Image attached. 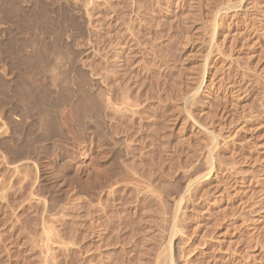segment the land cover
Listing matches in <instances>:
<instances>
[{
	"label": "rangeland",
	"instance_id": "obj_1",
	"mask_svg": "<svg viewBox=\"0 0 264 264\" xmlns=\"http://www.w3.org/2000/svg\"><path fill=\"white\" fill-rule=\"evenodd\" d=\"M7 1L10 0H0V6L2 7H0V19L2 18L0 20V92L2 91V93H0V264H101L99 263L100 260L98 258L101 257L99 253L104 246V248L112 246L116 249L120 248L122 251H124L122 252L120 249L117 250L118 252L121 251L123 254H125V250H132L136 247L141 248L142 246H144V248L151 247L150 249L153 248V250L155 249L154 252H157V250H159L158 248H160L159 246L162 247L164 242V245H170V242L168 241V233H170L169 231L171 230L172 233L177 236L176 238L180 244L178 245V248L180 247L179 251L181 252L185 250V255L183 252H181L179 256L183 258L186 257V259L189 258L188 261L192 260L190 264H209L212 262V260L207 262L205 260H208V257L212 254L215 255L218 260L214 259L216 261L213 260L214 262L211 264H264V254H262L260 257L261 261L257 260L260 258H253V260L250 256V258H248L247 255H251V253L254 252V249L250 247L251 250H253L251 251L249 250L250 248L248 244L247 246L245 245L247 242V236H240V234H228V237L223 238L224 241L222 237H219V233H221L220 231L224 232L223 230L225 228V224H223V226L218 225V223H223L221 217H224L228 211L231 212L232 209L234 211L237 208V205L234 204V206L230 204L231 207L226 206V204H228V201L227 203L225 202L227 195L226 192H223L224 195L221 202L222 205H220L219 208V204H217L218 206L216 205V202L218 203V201H215L216 198L214 197L216 194L212 193L213 191H210L212 194L208 192L209 194L206 195L207 198H205L206 196H202V194H205L204 191H201L204 189L202 183H197V181H194L200 176H203L202 174H205V165L206 161H208L206 160L207 157L208 159L214 157L213 155L211 156L206 153L209 152L211 154V151H209L211 149H209V147L214 149V154L216 152L218 153L219 148H221L219 147L217 149L215 147L216 145L214 141L209 139L210 137H207L208 134L204 132L205 130L209 131L211 128V131L209 132L216 133V123L218 121L221 124L224 123L225 127L226 124H229L230 122L232 123L230 119H234L233 122L235 123V119L239 118V114L242 115L243 113H249L251 116H253L255 120L253 118L252 119L255 121L254 124H256L259 134H261L264 130V0H258L261 5H259V11H256L254 14L252 13L253 16L251 15V12H247L249 16L246 13V15H241L242 17H237L233 10L227 11L225 9L229 7L230 4L232 5L236 0H106V4H104V0H101L102 5H100L99 9L97 8L98 11L96 12H98L101 16L99 20L102 18L101 21L103 22H100L99 20L94 21V31L91 30L90 33H87L88 35L84 33L86 32L85 29H83L85 24L82 22L83 19L79 18L78 15H74L73 17L72 14H70L71 12L69 9L68 12L65 8V10L62 8L63 12H59L57 8L58 4L64 7V0H61L62 2L55 0L57 3L54 0ZM73 1H75L77 4H83L81 0ZM107 1L110 2V5L112 6L111 8L108 6L109 2L107 3ZM112 1H115L113 2V5L111 3ZM93 7L94 6L91 5L89 10H91ZM115 7L116 9L118 7V11L115 9L117 13L115 11L111 12L112 8L114 10ZM106 8L108 11L111 9V11L108 12ZM223 8L225 10H223ZM93 9L92 11H94ZM97 9L95 8V10ZM41 11L44 13H41ZM92 11L89 12L91 13ZM8 12L11 15H8ZM102 12H104L103 15H101ZM109 13H114V16L116 14L115 19L118 21L116 22L118 25L110 21L108 18ZM43 14H45L47 17H45ZM69 14L70 16H68ZM106 14L108 17L105 16ZM39 15L41 19L38 18ZM4 17L5 21H3ZM117 18H119V20ZM56 19L58 21H56ZM61 19L65 22H62ZM69 19L71 22L67 21ZM103 19L107 20L104 22ZM237 20L239 22H237ZM95 22H97V24ZM110 23L111 25H109ZM232 23H234V27ZM125 24L129 26H126ZM213 24L214 26H212ZM103 25L107 26L108 32L104 30L106 29V26ZM108 26L110 27L108 28ZM79 27H81L82 30ZM95 27L97 28L95 29ZM102 27L105 28L102 30ZM212 27H214V29ZM227 27L230 28L232 32H238L237 34H239V38L235 33L237 36H235L237 44H235L232 49L226 44H224L223 47L221 46V48L218 47L220 49H217L216 44L221 39L220 33L228 30ZM231 27L235 29L232 30ZM110 28L112 29L109 31ZM211 28L213 30H211ZM113 29H118V31L115 32H119L120 30L121 35L118 34L120 40L116 35L117 33H115ZM110 32L115 33V35ZM121 32H123V35ZM73 33L74 35H72ZM56 34H58V36ZM107 34L112 37H107ZM130 35H133L134 37ZM125 36H128V38H125ZM57 38H59V40ZM115 39L119 40L120 42L115 41ZM39 42L41 45L38 44ZM117 42L120 44L122 43V46L124 45L123 51H121V54L119 53L122 57V60H120L121 58L118 57L119 54L114 53V49L117 51L116 45H119ZM133 42H137L135 43L136 45ZM142 42L144 44H142ZM53 43H55V48H52L54 45ZM56 43L57 46H60V49L62 48L61 51L65 50L63 51L64 54L65 52H70L68 55L64 56L71 57H69L70 59L68 58L71 64L68 62L67 57H61L60 59H63V61H60L59 57L55 55L56 53L54 52H56ZM125 43L128 44V46L131 44L130 46L132 48H130L132 50H128V46L126 45L127 47H125ZM88 44H90L91 46H89L94 50L89 54V56L85 52L87 51V47H89L87 46ZM112 44L115 45V48ZM84 46L85 48H83ZM110 46L113 49H111ZM135 46H138L139 48ZM95 48L100 50L97 51ZM42 49H45V52ZM52 49H54V52ZM126 50H128V52ZM149 50L151 52H149ZM141 51L146 55H144ZM122 52L125 53L123 54ZM39 53L43 55H40ZM96 53L98 54L96 55ZM105 53L107 56H104ZM129 53H134L135 55L137 54L138 58H136L134 54H132V56ZM115 56L119 58L116 59L119 65L116 63V61H114L116 58ZM106 57H108L109 60H107L108 58ZM54 60H56V62L58 60L61 63L63 62L62 64L58 62V64L61 65L60 69H62V66L65 68L62 69L63 71H60V69L57 71L61 74L55 72V67L59 68V66L55 65L54 67ZM139 60L140 62L142 60L143 61L140 63ZM51 61L53 62L50 63ZM85 62H89L88 65L87 63L85 64ZM105 62L108 63L105 64ZM122 64L124 66H122ZM85 65H87V67ZM102 67L104 69H102ZM74 69H76V71ZM71 70H73V72H71ZM128 70H130V73ZM51 71L56 73L55 76L57 74L60 76V79L57 77L60 80V85L58 80H56L58 84L57 82L52 83V80H49V76H52L51 73H53ZM87 73L88 76L86 75ZM102 74L103 76H101ZM74 75L76 77L73 78ZM94 76L96 80H93L92 77ZM62 77L66 80H63ZM88 77L92 79L91 82H89L91 79ZM108 77L112 78L109 79ZM99 78L102 80L100 81ZM61 79L63 80L62 83H66L62 84ZM83 81H86V84ZM107 82H110L111 84H108ZM52 84L56 87L59 86L60 89L57 87L59 91H61L59 95H57V88L52 86ZM51 86L55 88H51ZM61 87H63V91ZM83 87L87 88L84 89ZM76 88L79 89V93L78 89L76 90ZM82 90H85V93L87 94L85 95L84 92H81ZM93 94L96 96V98L101 94L99 96L100 98L98 97L97 100L101 99L100 101H104L102 103L106 106L111 104L112 108L108 105L109 108L105 110L104 114L102 115L103 118H98L96 116V120L94 118L93 120V115H91V118L88 116L86 117L87 119H85V116L75 112L77 111L76 104H79L80 102L78 99L81 100V104L84 103L83 97H88L89 95L93 97ZM55 95H57L58 98H56L57 96ZM86 97L84 98L85 102H88L86 101L88 99ZM56 99L60 102L58 105L56 104L57 101L55 102ZM37 102L39 104H37ZM233 103H237L239 106L241 105L242 109L240 108V110L244 111L242 112L237 110L240 112L238 114L236 111L237 114H235V116H233V113L236 112H231V115L234 118L229 112L233 108ZM86 104L88 105L89 102L83 104L80 107L86 109ZM217 104L220 105L218 106ZM223 105L225 106L224 108ZM22 106H25L26 109ZM136 106H138V108ZM34 107L38 109H35ZM32 108H34V110ZM71 108L73 109L71 110ZM41 109L47 112V114ZM221 110L222 113H220ZM233 110L235 109H232V111ZM19 112L22 114H19ZM40 112L45 114L43 115ZM17 114L20 116L22 115V120L19 116H17ZM23 114H25V116ZM81 115L83 119L81 118ZM216 115H220L221 117H224L225 115L224 119L226 124L223 118L221 121L220 116L219 118L217 117V120V118H215ZM236 115L238 116L236 117ZM46 116H48V118ZM257 116L261 117L260 120ZM25 117L26 119H24ZM9 118H12L15 121V123L13 122V126L15 125L14 127L11 126L10 128L9 125L7 126V120ZM47 119H52L53 121L57 119L56 122H58V127L62 128V136L61 134L59 136V133L55 134L57 132V127L53 124L55 121L53 122L52 120ZM226 119L230 121L227 122ZM97 120L100 122L102 121V123H97L102 126V129H106L102 130V138L100 139L96 138L95 134L93 135L94 132H92L95 129L93 123ZM103 121L105 122L103 123ZM258 121L263 125H260ZM41 122H43V124ZM79 123L82 125H79ZM199 123L200 129L198 128ZM257 123L259 125H257ZM52 124L56 127V129H53V131L51 129L54 128L51 127ZM193 124L194 126L192 127ZM85 126L87 129L84 128ZM204 126L206 128H204ZM47 128L50 130L47 131ZM2 129L5 134L3 133ZM82 129H84L83 133L81 132ZM76 130L77 132L79 131L80 134L77 133ZM85 130L88 132H85ZM222 132L224 133L225 130ZM259 134L257 136H260V139H264V132L263 136L262 134ZM50 136L53 137V139L50 138ZM203 139L204 141L206 140L205 142L208 145L203 141ZM257 139L258 137L254 139V141H257ZM66 143L68 145L73 144L75 148L68 146ZM212 145L214 146L211 147ZM250 148L252 152L256 153V149L255 147H253L254 149L252 148V144H249L248 150H250ZM207 149L209 150L207 151ZM221 149L220 152H222L225 156L226 154L224 153L225 151L223 150V147ZM14 157L17 159H14ZM56 157L61 159L65 169V171L61 174L56 173L53 168V161ZM81 166L94 173L96 176L94 178V183L99 186L102 185L101 187H103L98 189V194L95 198L90 199L86 198L85 196L81 197L75 192L76 185L74 183V179H76L75 177L78 173L77 171ZM124 176L127 177L125 178ZM85 180L86 179L81 181L82 186L90 183L88 180L84 182ZM191 181L194 182L191 184L189 191H186V186ZM44 182H50V184L52 183L53 185L51 190L55 187L56 189H53L52 191L57 192V194H62V198L59 196L58 198L57 196L49 193V190L46 189ZM42 187L45 190H43ZM49 194H51L50 197ZM200 194L201 197L199 199ZM154 195L157 196L155 197ZM49 198H51L50 201ZM63 198L65 199L63 200ZM59 199L65 202H61ZM52 200L56 204L59 203L61 207L59 204L57 206L54 202H52L55 204V207H57L55 208L53 204L54 211L56 212H53L52 208L50 213L52 214L53 212V214L50 215L47 213L45 206H47L46 204L48 201L51 202ZM175 203H177L176 206ZM222 207L224 210H228L223 211V209H221ZM201 208H203V211ZM174 211V221H170L171 212L174 213ZM215 216H218L219 218H216ZM181 217L183 219H180ZM168 224H171L170 226L172 228ZM199 224H202V226ZM214 226L216 227L214 228ZM42 229L44 230L43 233L49 232L51 234V242L53 241L54 244L57 242V245H52L54 247H52L47 253H44V251H46L44 250V242H42L40 238L42 236L44 237V235L41 233ZM172 233H170V235H172ZM244 237L246 239H244ZM214 238L216 241H218L216 242ZM220 238L221 241H219ZM58 243L59 245L61 244L62 247H59ZM214 246L217 249L221 248V246L222 248L225 247L223 249L225 253L223 251H216ZM245 246L248 248H245ZM227 247L231 248L232 250L228 249ZM233 247H235V249ZM99 248L101 249L99 250ZM212 248L216 252H213ZM95 249H97L99 252ZM225 249L227 250L225 251ZM236 249L237 253L235 251ZM228 250L230 251V254H228ZM205 251L209 254L211 253L208 255V257L206 256L207 258L205 257ZM245 251L246 254H249L245 255ZM238 252L242 256H240ZM122 253H117V258L115 256H110V263L107 262L105 264H113V262L114 264H128L125 261L126 255H122ZM44 254H47V256H43ZM236 254H238V256ZM45 257L48 258L45 259ZM123 257L125 259H122ZM114 258L116 259L114 260ZM234 259L236 261H234ZM255 260H257V262Z\"/></svg>",
	"mask_w": 264,
	"mask_h": 264
},
{
	"label": "bare ground",
	"instance_id": "obj_2",
	"mask_svg": "<svg viewBox=\"0 0 264 264\" xmlns=\"http://www.w3.org/2000/svg\"><path fill=\"white\" fill-rule=\"evenodd\" d=\"M10 1H12V0H10ZM10 1H7V2H10ZM15 1V0H14ZM16 1H18V0H16ZM55 1V0H54ZM59 1H61V0H59ZM65 1V6L63 7V6H61L60 4H58V10H59V12L61 13V11L65 8L66 9V11H68V9H69V11L71 12L70 14H72V16L74 17V15H78L79 16V18H81V19H83V23L85 24V27L83 28V29H85V31L86 32H84L85 34H87V33H90V31L91 30H93V26H94V24H93V22L94 21H96V20H99V18L101 17L100 15H99V13L98 12H96V11H98V9L100 8V5H102L101 4V0H81L82 2H83V4H77V3H75V1H73V0H64ZM85 1V2H84ZM106 0H104V2H105ZM111 1V0H110ZM122 1V0H121ZM127 1V0H126ZM162 1V0H161ZM5 2V1H4ZM20 2V1H19ZM46 2V1H45ZM56 2V1H55ZM62 2V1H61ZM60 2V3H61ZM109 1H107V3H108ZM113 2H115V1H112L111 3H112V5H113ZM129 2V1H128ZM132 2V1H131ZM143 2V1H142ZM1 3V2H0ZM12 3H14V2H12ZM57 3V2H56ZM55 3V4H56ZM121 3V2H120ZM119 3V4H120ZM2 4H3V2H2ZM16 4V3H15ZM21 4H22V2H21ZM20 4V5H21ZM55 4H54V6H55ZM104 4H106V2L104 3ZM123 4V3H122ZM166 4V3H165ZM263 4V3H262ZM39 5V4H38ZM57 5V4H56ZM91 5H93L94 7V9L93 8H91V10H89V7L91 6ZM131 5V4H130ZM144 5H146V4H144ZM169 5H170V3H169ZM177 5V4H176ZM259 5H261L260 4V2L258 1V0H236L232 5L230 4V6L229 7H227V8H225L227 11L228 10H233L236 14V16L238 17H240L241 15H246V13L247 12H251V15L253 16V14L256 12V11H259V9L258 8H260V6ZM12 6V5H11ZM11 6H10V8H11ZM49 6V5H48ZM52 6V5H51ZM53 6V7H54ZM89 6V7H88ZM106 6V5H105ZM108 6H110V8L112 7L111 5H110V2H109V5ZM114 6H115V4H114ZM113 6V7H114ZM158 6V5H157ZM162 6V5H161ZM1 7V6H0ZM32 7V6H31ZM44 7V6H43ZM55 7V8H56ZM104 7V6H103ZM120 7H121V5H120ZM129 7H131V6H129ZM154 7H155V5H154ZM164 7V6H163ZM2 8V7H1ZM4 8V7H3ZM17 8V7H16ZM35 8V7H34ZM39 8V7H38ZM63 8V9H62ZM95 8L97 9V10H95ZM140 8V7H139ZM190 8V7H189ZM192 8V7H191ZM12 9V8H11ZM14 9V8H13ZM64 9V10H65ZM92 9L94 10V11H92ZM102 9V8H101ZM107 9V8H106ZM108 9H109V7H108ZM108 9H107V11H108ZM115 9H116V7L114 8V10H113V8H112V11H111V9L109 10V11H111V12H113V11H115ZM117 9H118V7H117ZM116 9V10H117ZM143 9V8H142ZM165 9V8H164ZM217 9V8H216ZM216 9H215V11H216ZM224 8H223V10H225ZM22 10V9H21ZM35 10V9H34ZM52 10V9H51ZM56 10V9H55ZM146 10V9H145ZM169 10V9H168ZM14 11V10H13ZM28 11V10H27ZM68 11V12H69ZM89 11H92L91 13L89 12ZM100 11V10H99ZM108 11V12H109ZM118 11V10H117ZM163 11V10H162ZM221 11V10H220ZM232 11V12H233ZM0 12H1V10H0ZM3 12V11H2ZM12 12V11H11ZM33 12V11H32ZM43 11H41V13H42ZM63 12V11H62ZM107 12V13H108ZM116 12V11H115ZM122 12V11H121ZM150 12V11H149ZM6 13V12H5ZM44 13V12H43ZM59 13V14H60ZM65 13H67V12H65ZM103 13L104 12H102V14L101 15H103ZM117 13V12H116ZM119 13V12H118ZM123 13V12H122ZM155 13V12H154ZM153 13V14H154ZM222 13V12H221ZM253 13V14H252ZM1 14V13H0ZM10 13L8 12V15H9ZM32 14V13H31ZM40 14V13H39ZM46 14V13H45ZM45 14H43V15H45ZM48 14V13H47ZM70 14L68 15V16H70ZM133 14V13H132ZM157 14V13H156ZM169 14V13H168ZM213 14V13H212ZM11 15V14H10ZM26 15V14H25ZM42 15V16H43ZM61 15V14H60ZM59 15V16H60ZM64 15V14H63ZM122 15V14H121ZM195 15V14H194ZM214 15V14H213ZM247 15H248V13H247ZM251 15H250V17H251ZM57 16V15H56ZM58 16V17H59ZM64 16H66V15H64ZM77 16V17H78ZM106 17H108L109 19H110V21L111 22H114V24L116 23V22H118V21H116V19H115V16H116V14H115V16H114V13L112 14H108V16H107V14L105 15ZM104 16V17H105ZM124 16V15H123ZM135 16H136V14H135ZM160 16V15H159ZM174 16V15H173ZM249 16V15H248ZM18 17V16H17ZM45 17H47L46 15H45ZM103 17V18H104ZM120 17V16H119ZM122 17V16H121ZM242 17V16H241ZM14 18V17H13ZM21 18V17H20ZM38 18H40V15H39V17ZM42 18H44V17H42ZM57 18V17H56ZM63 18V17H62ZM66 18V17H65ZM69 18V17H68ZM107 18V19H108ZM127 18V17H126ZM149 18V17H148ZM256 18V17H255ZM2 19V18H1ZM0 19V20H1ZM10 19H11V17H10ZM41 19V18H40ZM58 19V18H57ZM56 19V21H58ZM77 19V18H76ZM80 19V20H81ZM102 19V18H101ZM101 19L99 20L100 22H103V21H101ZM107 19H105V20H107ZM118 20H119V18H117ZM237 19H239V18H237ZM7 20V19H6ZM28 20V19H27ZM27 20H26V22H27ZM104 20V19H103ZM105 20H104V22H105ZM126 20V19H125ZM152 20V19H151ZM167 20V19H166ZM169 20V19H168ZM214 20V19H213ZM3 21H5V17H4V20ZM12 21V20H11ZM32 21V20H31ZM55 21V22H56ZM61 21H62V19H61ZM64 21V20H63ZM62 21V22H63ZM67 21H70L71 22V20L69 19V20H67ZM76 21V20H75ZM74 21V22H75ZM109 21V22H110ZM122 21V20H121ZM123 21H124V19H123ZM158 21V20H157ZM1 22V21H0ZM43 22V21H42ZM51 22V21H50ZM54 22V21H53ZM61 22V23H62ZM65 22V21H64ZM98 22V21H97ZM97 22H95L96 24H97ZM99 22V23H100ZM106 22H108V21H106ZM169 22H170V20H169ZM214 22V21H213ZM232 22V21H231ZM231 22H230V24H231ZM237 22H239L238 20H237ZM236 22V23H237ZM35 23V22H34ZM82 23V24H83ZM122 23V22H121ZM125 23H126V21H125ZM235 23V22H234ZM234 23H232L233 24V27H234ZM41 24V23H40ZM54 24V23H53ZM66 24V23H65ZM101 24H103V23H101ZM117 24V23H116ZM127 24V23H126ZM125 24V25H126ZM129 24V23H128ZM201 24V23H200ZM239 24V23H238ZM11 25V24H10ZM33 25V24H32ZM49 25V24H48ZM52 25V24H51ZM80 25V24H79ZM99 25V24H98ZM107 25V24H106ZM106 25H103V26H106ZM109 25H111V23L109 24ZM118 25V24H117ZM124 25V26H125ZM14 26V25H13ZM28 26V25H27ZM63 26V25H62ZM78 26V25H77ZM102 26V25H101ZM113 26V25H112ZM111 26V27H112ZM115 26V25H114ZM126 26H129V25H126ZM212 26H214V24L212 25ZM262 26V25H261ZM1 27V26H0ZM9 27V26H8ZM26 27V26H25ZM75 27H76V25H75ZM110 26H108V28H109ZM118 27V26H117ZM119 27H121V26H119ZM223 27V26H222ZM229 27H230V25H229ZM250 27V26H249ZM33 28V27H32ZM80 29H81V27H79ZM97 27H95V29H96ZM105 28V27H104ZM103 27H102V30L104 29ZM127 28V27H126ZM144 28H145V26H144ZM152 28V27H151ZM155 28V27H154ZM203 28V27H202ZM208 28V27H207ZM213 29H214V27H212ZM211 28V30H213ZM228 28V27H227ZM232 28V27H231ZM44 29V28H43ZM57 29H58V27H57ZM61 29V28H60ZM112 28H110L109 29V31L111 30ZM119 29V28H118ZM118 29L116 30H114V32L115 31H118ZM130 29H131V27H130ZM156 29V28H155ZM230 28H228V30H226V31H224L223 33H220V36H221V39H220V41L219 42H217V44H216V46H217V49H220L221 48V46L223 47V45L224 44H226L227 46H229V48H231L232 49V47H234L235 46V44H237L236 43V35H238V38H239V34H237L235 31H231V29L229 30ZM235 29V28H234ZM233 28H232V30H234ZM264 29V28H263ZM40 30V29H39ZM51 30V29H50ZM65 30V29H64ZM82 30V29H81ZM106 32H108L107 30V26H106V29H104ZM112 30V31H113ZM120 30H121V28H120ZM120 30H119V32H115V33H117L116 35H117V37H118V34H120ZM124 30V29H123ZM197 30V29H196ZM199 30V29H198ZM217 30V29H216ZM35 31V30H34ZM94 31V30H93ZM101 31V30H100ZM127 31H129V30H127ZM157 31V30H156ZM215 31V30H214ZM45 32V31H44ZM64 32V31H63ZM98 32V31H97ZM105 32V33H106ZM124 32V31H123ZM123 32H121L122 33V35H123ZM139 32V31H138ZM213 32V31H212ZM218 32V31H217ZM79 33V32H78ZM82 33V32H81ZM92 33H94V32H92ZM102 33V32H101ZM110 33H113V32H110ZM115 33H113V35H115ZM132 33V32H131ZM140 33V32H139ZM139 33H138V35H139ZM219 33V32H218ZM235 33H236V35H235ZM47 34V33H46ZM60 34V33H59ZM80 34V33H79ZM84 34V35H85ZM100 34V33H99ZM104 34V33H103ZM109 34V33H108ZM107 34V37H109L110 35H108ZM125 34H127V33H125ZM124 34V35H125ZM241 34V33H240ZM243 34V33H242ZM39 35V34H38ZM40 35H41V33H40ZM57 36H58V34H56ZM65 35H67V34H65ZM72 35H74V33L72 34ZM77 35V34H76ZM75 35V36H76ZM88 35V34H87ZM121 35V34H120ZM217 35V34H216ZM11 36V35H10ZM51 36V35H50ZM60 36H62V35H60ZM64 36V35H63ZM103 36V35H102ZM101 36V37H102ZM130 36H133V35H130ZM129 36V37H130ZM146 36V35H145ZM236 36V37H235ZM242 36V35H241ZM53 37H55V36H53ZM74 37V36H73ZM80 37V36H79ZM81 37H83V36H81ZM90 37H91V35H90ZM106 37V38H107ZM110 37H112V36H110ZM134 37V36H133ZM62 38V37H61ZM68 38V37H67ZM114 38V37H113ZM116 38V37H115ZM123 38V37H122ZM125 38H128V36H125ZM142 38V37H141ZM215 38V37H214ZM237 38V39H238ZM245 38V37H244ZM249 38V37H248ZM31 39V38H30ZM48 39V38H47ZM58 40H59V38H57ZM69 39V38H68ZM91 39V38H90ZM101 39V38H100ZM105 39V38H104ZM118 39H119V37H118ZM124 39V38H123ZM190 39V38H189ZM212 39V38H211ZM219 39V38H218ZM40 40V39H39ZM45 40V39H44ZM55 40H56V38H55ZM57 40V41H58ZM61 40V39H60ZM70 40V39H69ZM111 40V39H110ZM120 40V39H119ZM119 40H116L115 39V41H119ZM125 40V39H124ZM123 40V41H124ZM37 41H38V39H37ZM56 41V42H57ZM62 41V40H61ZM65 41V40H64ZM68 41V40H67ZM72 41V40H71ZM81 41H82V39H81ZM86 41V40H85ZM84 41V42H85ZM109 41V40H108ZM114 41V42H115ZM133 41V40H132ZM131 41V42H132ZM3 42V41H2ZM11 42V41H10ZM54 42V41H53ZM69 42V41H68ZM95 42V41H94ZM106 42V41H105ZM120 42V41H119ZM138 42V41H137ZM137 42H135V43H137ZM186 42V41H185ZM259 42V41H258ZM35 43V42H34ZM75 43V42H74ZM124 43V42H123ZM134 43V42H133ZM134 43V44H135ZM38 44H40L41 45V43L39 42ZM37 44V45H38ZM42 44H43V42H42ZM54 45H53V47L52 48H55L54 46H55V43H53ZM70 44V43H69ZM78 44V43H77ZM82 44V43H81ZM86 44V43H85ZM117 44H119V45H116V48H117V51L114 49V53H117V54H121V51H123V46H122V43L120 44V43H118L117 42ZM130 44V43H129ZM140 44V43H139ZM142 44H144L143 42H142ZM142 44H141V46H142ZM146 44V43H145ZM161 44V43H160ZM187 44V43H186ZM51 45V44H50ZM90 44H88L87 46H89ZM98 45V44H97ZM107 45H108V43H107ZM113 45V44H112ZM128 46V44H126L125 43V47H127ZM131 45V44H130ZM128 46V50L129 49H131L132 47L131 46ZM136 45V44H135ZM147 45V44H146ZM4 46V45H3ZM52 46V45H51ZM50 46V47H51ZM62 46H65V45H62ZM61 46V47H62ZM70 46V45H69ZM72 46V45H71ZM91 46V45H90ZM87 47V51H85L86 52V54H88V56H89V54L90 53H92L94 50L92 49V47ZM94 46V45H93ZM109 46V45H108ZM115 45H113V47H114ZM118 46V47H117ZM138 46H140V45H138ZM138 46H135V47H138ZM140 46V47H141ZM237 46V45H236ZM27 47V46H26ZM42 47H43V45H42ZM41 47V48H42ZM60 46H57V43H56V49H55V51L56 52H54L53 50L54 49H52V51L54 52V53H56L55 55H57L58 57H59V59L62 57H67V60H68V58L70 57V56H64V55H68L70 52H68V53H66L65 52V54H64V52L63 51H65V50H63V51H61V49L59 48ZM79 47V46H78ZM103 47V46H102ZM111 47V46H110ZM131 47V48H130ZM133 47H134V45H133ZM145 47V46H144ZM150 47V46H149ZM212 47V46H211ZM218 47H220V48H218ZM238 47H239V45H238ZM35 48L37 49V47L35 46ZM77 48V47H76ZM75 48V49H76ZM83 48H85V46L83 47ZM97 48V47H96ZM95 48V49H96ZM106 48V47H105ZM115 48V47H114ZM139 48V47H138ZM214 48V47H213ZM236 48V47H235ZM240 48V47H239ZM33 49V48H32ZM51 49V48H50ZM63 49H64V47H63ZM67 49V48H66ZM109 49V48H108ZM111 49H113L112 47H111ZM110 49V50H111ZM126 49V48H125ZM144 49H146V48H144ZM211 49V48H210ZM39 50V49H38ZM43 50V49H42ZM45 50V49H44ZM43 50V51H44ZM97 50V49H96ZM98 50H100V49H98ZM97 50V51H98ZM106 50V49H105ZM110 50H108V51H110ZM128 50H126L127 52H128ZM132 50V49H131ZM140 50V49H139ZM222 50V49H221ZM226 50H227V47H226ZM5 51V50H4ZM8 51V50H7ZM9 51H11V50H9ZM67 51H68V49H67ZM80 51V50H79ZM102 51V50H101ZM113 51V50H112ZM223 51V50H222ZM221 51V52H222ZM234 51V50H233ZM236 51H237V49H236ZM45 52V51H44ZM49 52V51H48ZM72 52V51H71ZM83 52V51H82ZM81 52V53H82ZM130 52V51H129ZM134 52V51H133ZM138 52V51H137ZM140 52V51H139ZM142 52V51H141ZM149 52H151L150 50H149ZM220 52V53H221ZM11 53V52H10ZM27 53V52H26ZM29 53V52H28ZM34 53H35V51H34ZM37 53V52H36ZM53 53V54H54ZM95 53V52H94ZM93 53V54H94ZM100 53V52H99ZM113 53V54H114ZM123 53V52H122ZM125 53V52H124ZM123 53V54H124ZM131 53V52H130ZM129 53V54H130ZM143 53V52H142ZM13 54V53H12ZM11 54V55H12ZM40 54V53H39ZM72 54V53H71ZM78 54V53H77ZM93 54H91V55H93ZM98 53H96V55H97ZM116 54V55H117ZM120 54H119V56L118 57H120L121 59L120 60H122V57L120 56ZM132 54H134V53H132ZM132 54H130V55H132ZM141 54V53H140ZM144 54V53H143ZM157 54V53H156ZM8 55V54H7ZM26 55V54H25ZM28 55V54H27ZM40 55H43V54H40ZM75 55V54H74ZM73 55V56H74ZM106 55V53L104 54V56ZM110 55H111V53H110ZM128 55V54H127ZM135 55V54H134ZM139 55V54H138ZM144 55H146V54H144ZM150 55V54H149ZM223 55V54H222ZM86 56V55H85ZM107 56V55H106ZM123 56V55H122ZM126 56V55H125ZM124 56V57H125ZM133 56V55H132ZM136 56V58H138L137 57V54L135 55ZM134 56V57H135ZM226 56V55H225ZM13 57V56H12ZM40 57V56H39ZM42 57V56H41ZM45 57V56H44ZM44 57H43V60H44ZM53 57V56H52ZM55 57V56H54ZM76 57V56H75ZM79 57V56H78ZM114 57V56H113ZM112 57V58H113ZM116 57V56H115ZM118 57H116L115 59H114V61H116V59H119ZM133 57V58H134ZM144 57V56H143ZM5 58V57H4ZM10 58V57H9ZM28 58V57H27ZM37 58H38V55H37ZM71 58V57H70ZM69 58V59H70ZM73 58V57H72ZM101 58V57H100ZM106 58H108V57H106ZM105 58V59H106ZM111 58V59H112ZM132 58V59H133ZM206 58V57H205ZM233 58V57H232ZM11 59H13V58H11ZM29 59V58H28ZM54 59H56V58H54ZM66 59V58H65ZM102 59H104V58H102ZM101 59V60H102ZM124 59V58H123ZM126 59V58H125ZM141 59V58H140ZM153 59V58H152ZM211 59V58H210ZM32 60V59H31ZM30 60V61H31ZM39 60H41V59H39ZM63 61V59H60V61ZM74 60V59H73ZM80 60V59H79ZM78 60V61H79ZM82 60V59H81ZM85 60V59H84ZM92 60V59H91ZM100 60V59H99ZM107 60H109V58L107 59ZM106 60V61H107ZM146 60V59H145ZM160 60V59H159ZM13 61V60H12ZM27 61V60H26ZM38 61V60H37ZM46 61V60H45ZM55 61V64H54V67H55V65L56 66H59V68L58 67H55V69H56V71L55 72H57V71H59V69L61 68L60 66V64H62L61 62H59V60L56 62V60H54ZM72 61V60H71ZM112 61H113V59H112ZM129 61V60H128ZM136 61V60H135ZM143 61V60H142ZM141 61V62H142ZM149 61V60H148ZM9 62V61H8ZM27 62H29V61H27ZM33 62V61H32ZM53 61H51L50 63H52ZM58 62L60 63V64H58ZM64 62H65V60H64ZM68 62L70 63V60H68ZM80 62V61H79ZM91 62V61H90ZM118 61H116V63H117ZM125 62V61H124ZM139 62H140V60H139ZM140 62V63H141ZM208 62V61H207ZM4 63V62H3ZM10 63V62H9ZM36 63V62H35ZM44 63H46V62H44ZM67 63V62H66ZM77 63V62H76ZM84 63V62H83ZM87 62H85V64H86ZM89 63V62H88ZM88 63H87V65H88ZM106 63H108V62H105V64ZM126 63V62H125ZM129 63V62H128ZM131 63V62H130ZM136 63H138V62H136ZM135 63V64H136ZM8 64V63H7ZM71 64V63H70ZM81 64V63H80ZM91 64V63H90ZM97 64H98V62H97ZM112 64V63H111ZM118 64V63H117ZM132 64V63H131ZM135 64H133V65H135ZM167 64V63H166ZM10 65V64H9ZM29 65H31V64H29ZM36 65V64H35ZM40 66H42L41 64H39ZM45 65V64H44ZM47 65V64H46ZM49 65V64H48ZM51 65V64H50ZM69 65V64H68ZM82 65V64H81ZM84 65V64H83ZM87 65H85L86 67H87ZM119 65V64H118ZM130 65V64H129ZM144 65V64H143ZM153 65V64H152ZM11 66V65H10ZM31 66H33V65H31ZM53 66V65H52ZM90 66V65H89ZM108 66V65H107ZM117 66V65H116ZM122 66H124L123 64H122ZM136 66V65H135ZM156 66V65H155ZM51 67V66H50ZM53 67V68H54ZM81 67V66H80ZM114 67H115V65H114ZM118 67V66H117ZM129 67V66H128ZM141 67H142V65H141ZM148 67V66H147ZM157 67V66H156ZM52 68V69H53ZM64 68V66H62V69ZM85 68V67H84ZM108 68V67H107ZM111 68V67H110ZM130 68H132V67H130ZM149 68V67H148ZM166 68V67H165ZM169 68V67H168ZM12 69V68H11ZM49 69V68H48ZM51 69V70H52ZM62 69H60V71H63ZM65 69V68H64ZM76 69H77V67H76ZM76 69H74L75 71H76ZM86 69V68H85ZM102 69H104L103 67H102ZM118 69V68H117ZM122 69V68H121ZM155 69V68H154ZM171 69V68H170ZM14 70V69H13ZM82 70V69H81ZM90 70V69H89ZM95 70V69H94ZM19 71V70H18ZM70 71V70H69ZM93 71V70H92ZM130 70H128V72H129ZM136 71H137V69H136ZM50 72V71H49ZM51 72H53V71H51ZM55 72H53L54 73V77H53V73H51L52 74V76H49L50 77V79L49 80H52V83H56L57 81L56 80H58V82L60 81L59 79H60V76L58 75V74H61V73H59V72H57L58 74L55 76ZM65 72V71H64ZM71 72H73V70H71ZM80 72V71H79ZM87 72V71H86ZM104 72H106V71H104ZM154 72V71H153ZM48 73V72H47ZM85 73V72H84ZM83 73V74H84ZM92 73V72H91ZM91 73H90V75H91ZM120 73V72H119ZM127 73V72H126ZM125 73V74H126ZM130 73V72H129ZM132 73V72H131ZM151 73V72H150ZM163 73V72H162ZM65 74V73H64ZM63 74V75H64ZM77 74V73H76ZM78 74H80V73H78ZM93 74V73H92ZM100 74H101V71H100ZM134 74V73H133ZM132 74V75H133ZM141 74V73H140ZM49 75V74H48ZM70 75V74H69ZM87 76H88V73L86 74ZM98 75V74H97ZM106 75V74H105ZM127 75V74H126ZM132 75H131V77H132ZM134 75H136V74H134ZM1 76V75H0ZM62 76V75H61ZM101 76H103V74L101 75ZM100 76V77H101ZM119 76V75H118ZM124 76V75H123ZM139 76V75H138ZM137 76V77H138ZM161 76V75H160ZM179 76V75H178ZM3 77V76H2ZM1 77V78H2ZM26 77V76H25ZM53 79H52V78ZM59 79H58V78ZM74 77H76L75 75L73 76V78ZM83 77V76H82ZM114 77V76H113ZM136 77V76H135ZM151 77V76H150ZM162 77V76H161ZM72 78V77H71ZM89 78V77H88ZM93 78V80H96L95 79V76L94 77H92ZM103 78V77H102ZM104 78H105V76H104ZM107 78V77H106ZM109 79H111L110 77H108ZM121 78V77H120ZM62 79H63V77H62ZM61 79V83H62V81L65 79H63L62 80ZM89 79H91V78H89ZM123 79V78H122ZM132 79V78H131ZM150 79V78H149ZM3 80V79H2ZM66 80V79H65ZM99 80L101 81L102 79H100L99 78ZM106 80H108V79H106ZM113 80V79H112ZM111 80V81H112ZM117 80V79H116ZM129 80V79H128ZM133 80V79H132ZM131 80V81H132ZM81 81V80H80ZM92 81V79L89 81V82H91ZM109 81V80H108ZM143 81V80H142ZM21 82V81H20ZM58 82H57V84H58ZM84 82V81H83ZM83 82H82V84H83ZM86 82V81H85ZM84 82V83H85ZM96 82V81H95ZM139 82V81H138ZM1 83V82H0ZM2 83H3V81H2ZM25 83V82H24ZM66 83V82H65ZM65 83H62V84H65ZM77 83V82H76ZM103 83V82H102ZM108 84H111L110 82H107ZM114 83V82H113ZM9 84V83H8ZM49 84V83H48ZM86 84V83H85ZM84 84V85H85ZM98 84V83H97ZM120 84V83H119ZM118 84V85H119ZM128 84V83H127ZM5 85V84H4ZM3 85V86H4ZM15 85V84H14ZM26 85V84H25ZM59 85H60V82H59ZM79 85H80V83H79ZM91 85H92V83H91ZM96 85V84H95ZM115 85H116V83H115ZM176 85V84H175ZM178 85H180V84H178ZM1 86H2V84H1ZM6 86V85H5ZM46 86H48V85H46ZM50 86V85H49ZM52 86H55V85H53L52 84ZM51 86V88H55V87H52ZM66 86V85H65ZM65 86H63V87H65ZM102 86V85H101ZM104 86V85H103ZM109 86V85H108ZM134 86V85H133ZM9 87V86H8ZM58 88H59V86H57ZM56 87V88H57ZM63 87H61V89L63 88ZM97 87V86H96ZM117 87V86H116ZM123 87V86H122ZM5 88V87H4ZM7 88V87H6ZM25 88V87H24ZM29 88V87H28ZM30 88H32V87H30ZM50 88V87H49ZM57 88V95H59V93L61 92V91H59V89ZM79 88V87H78ZM78 88H76V90L78 89ZM81 88H82V86H81ZM84 89L85 88H87V87H83ZM104 88V87H103ZM176 88H177V86H176ZM21 89H22V87H21ZM42 89V88H41ZM130 89V88H129ZM136 89V88H135ZM3 90V89H2ZM7 90V89H6ZM55 90V89H54ZM53 90V91H54ZM65 90V89H64ZM81 90V89H80ZM88 90V89H87ZM86 90V91H87ZM93 90V89H92ZM91 90V91H92ZM107 90V89H106ZM119 90V89H118ZM145 90V89H144ZM179 90V89H178ZM11 91V90H10ZM13 91V90H12ZM27 91H28V89H27ZM44 91V90H43ZM56 91V90H55ZM59 91V92H58ZM62 91H63V89H62ZM88 91H90V90H88ZM123 91V90H122ZM135 91V90H134ZM141 91V90H140ZM180 91H181V89H180ZM26 92V91H25ZM80 91H79V89H78V93H79ZM81 92H84V94L86 95L87 93H85V90L83 91H81ZM98 92V91H97ZM102 92V91H101ZM120 92V91H119ZM176 92V91H175ZM0 93H2V91L0 92ZM4 93V92H3ZM12 93V92H11ZM16 93H18V92H16ZM39 93V92H38ZM89 93H92V92H89ZM99 93V92H98ZM109 93V92H108ZM143 93V92H142ZM146 93V92H145ZM177 93V92H176ZM181 93V92H180ZM29 94V93H28ZM49 94V93H48ZM53 94V93H52ZM54 94H56V93H54ZM83 94V95H84ZM95 94H96V92H95ZM102 94H103V92H102ZM17 95V94H16ZM15 95V96H16ZM20 95V94H19ZM18 95V96H19ZM24 95H26V94H24ZM39 95H40V93H39ZM57 95H55V96H57ZM74 95V94H73ZM101 95V94H100ZM99 95V96H100ZM5 96V95H4ZM29 96H30V94H29ZM98 96V97H99ZM120 96H121V94H120ZM138 96V95H137ZM31 97H32V95H31ZM37 97V96H36ZM81 97V96H80ZM83 97V96H82ZM86 97V96H85ZM85 97H83V100H84V103H81L80 104V102H81V100L80 99H78L80 102H79V104L77 103L76 104V108H77V111H75L76 113H80V114H82L83 116H85V119H87L86 117H88V116H90V118H91V115H93L92 116V119L94 118L95 120H96V116L98 117V118H103L102 117V115L104 114V112H105V110L107 109V108H109V106L111 107V104L107 107L105 104H103L102 102H104V101H100V100H97V98H96V96H94V94H93V97H91L90 95L88 96V97H86V98H88L86 101H88L89 102V104L87 105L86 104V109L85 108H82V107H80V106H82L83 104H85V103H88V102H85ZM96 99H95V98ZM140 97H142V96H140ZM176 97H177V95H176ZM181 97V96H180ZM179 97V98H180ZM220 97V96H219ZM218 97V98H219ZM253 97V96H252ZM17 98V97H16ZM19 98V97H18ZM50 98V97H49ZM56 98H58V96L56 97ZM100 98V97H99ZM109 98V97H108ZM143 98V97H142ZM192 98V97H191ZM209 98V97H208ZM37 99H38V97H37ZM82 99V98H81ZM105 99V98H104ZM29 100V99H28ZM60 100V99H59ZM107 100V99H106ZM176 100V99H175ZM182 100V99H181ZM224 100V99H223ZM20 101V100H19ZM33 101V100H32ZM35 101V100H34ZM38 101V100H37ZM57 101V99L55 100V102ZM69 101V100H68ZM76 101V100H75ZM109 101V100H108ZM118 101V100H117ZM144 101V100H143ZM1 102V101H0ZM29 102V101H28ZM36 102V101H35ZM40 102V101H39ZM54 102V103H55ZM78 102V101H77ZM107 102V101H106ZM109 102H111V101H109ZM128 102V101H127ZM131 102H132V100H131ZM130 102V103H131ZM148 102V101H147ZM175 102V101H174ZM173 102V103H174ZM187 102V101H186ZM255 102V101H254ZM259 102V101H258ZM23 103V102H22ZM52 103H53V101H52ZM60 102L59 101H57V105L59 104ZM74 103V102H73ZM113 103V102H112ZM134 103V102H133ZM137 103V102H136ZM135 103V104H136ZM217 103V102H216ZM20 104V103H19ZM37 104H39L38 102H37ZM36 104V105H37ZM41 104V103H40ZM43 104V103H42ZM55 104V105H56ZM62 104V103H61ZM107 104V103H106ZM116 104V103H115ZM124 104V103H123ZM132 104V103H131ZM138 104V103H137ZM175 104V103H174ZM234 105L232 106L233 108L232 109H235V110H233L232 111V109L229 111L230 112V115L232 114L231 112H236L237 110H240V108L242 109V106L240 107L239 106V104L237 105V103H233ZM245 104V103H244ZM258 104V103H257ZM54 105V104H53ZM73 105V104H72ZM71 105V106H72ZM118 105V104H117ZM126 105V104H125ZM176 105H178V104H176ZM218 105V104H217ZM220 105V104H219ZM218 105V106H219ZM230 105V104H229ZM228 105V106H229ZM26 106V105H25ZM25 106H22L23 108L25 107ZM30 106V105H29ZM47 106H48V104H47ZM50 106V105H49ZM120 106V105H119ZM231 106V105H230ZM229 106V107H230ZM33 107V106H32ZM75 107V106H74ZM84 107H85V105H84ZM116 107V106H115ZM128 107V106H127ZM137 108H138V106H136ZM140 107H141V105H140ZM153 107V106H152ZM210 107V106H209ZM222 107V106H221ZM225 106L223 105V108H224ZM245 107V106H244ZM35 108V107H34ZM34 108H32L33 110H34ZM112 108V107H111ZM121 108V107H120ZM134 108H135V106H134ZM189 108V107H188ZM214 108V107H213ZM218 108V107H217ZM223 108H221V109H223ZM261 108V107H260ZM25 109H26V107H25ZM24 109V110H25ZM35 109H38V108H35ZM46 109V108H45ZM73 108H71V110H72ZM178 109H180V108H178ZM177 109V110H178ZM226 109V108H225ZM244 109V108H243ZM29 110H31V109H29ZM42 110V109H41ZM47 110V109H46ZM117 110V109H116ZM130 110V109H129ZM191 110V109H190ZM220 110V109H219ZM228 110V109H227ZM22 111V110H21ZM20 111V112H21ZM32 111V110H31ZM43 111V110H42ZM49 111H50V109H49ZM113 111H114V108H113ZM121 111H122V109H121ZM123 111H124V109H123ZM174 111V110H173ZM179 111V110H178ZM181 111V110H180ZM218 111V110H217ZM240 111H242V110H240ZM239 111V112H240ZM251 111V110H250ZM19 112V114H22V113H20ZM23 112V111H22ZM43 112H45V111H43ZM43 112H40V113H42L43 115L46 113L47 114V112H45V113H43ZM56 112V111H55ZM107 112H109V111H107ZM228 112V113H229ZM238 112V111H237ZM237 112L236 113H233V116H235V114H237ZM239 112H238V114H239ZM242 112H244V111H242ZM241 112V113H242ZM12 113V112H11ZM27 113V112H26ZM220 113H222V110H221V112ZM227 113V112H226ZM244 114V113H243ZM241 115V114H239L240 115V117L239 118H237V119H235L236 121H235V123L233 122V120L232 119H230L231 121H232V123L230 122L229 124H226V121H225V119H224V117H225V115H224V117H221L222 116V114H221V121L224 119V121H225V124H226V126L224 127V123L223 124H221V123H219V121L216 123V125H217V130H215L216 131V133H214V132H209V131H211V128H210V130L209 131H204L203 129V131L206 133V134H208L207 135V137L209 138V139H211V140H213L214 141V143H215V147L218 149L219 147H223V150L225 151L224 153L226 154L225 156L223 155V153L222 152H220V149L221 148H219V151H218V153L216 154H214V149H212V148H210L209 146V149H211V150H209V149H207V151L209 150V151H211V154L209 153V152H206V153H208L209 155H213L214 157H211V158H209L208 159V157H207V159L206 160H208V161H206V172H205V174H202L203 176H200L199 178H197V179H195L194 181H197V183H202V186H203V188L204 189H202L201 191H204L205 192V194L203 195L202 194V196H206V195H208L209 193L208 192H210V191H213L212 193H215L216 194V196H214L215 198H216V200L215 201H218V203L216 202V205L217 204H219V208H220V205H222L221 204V202H222V198H223V192L225 193L226 192V203H227V201H228V204H226V206H230V204L231 205H234V204H236L237 206V208L233 211V209H232V211L231 212H227V214H225L224 215V217H221V216H223V215H221L220 217H221V219L223 220V223L222 224H220V223H218V225L220 226V225H222L223 226V224H225V228H224V232H222V231H220L221 233H219V237H222V239L224 238V237H228L227 235L228 234H240V236L241 235H245V236H247V239L244 237V239H246V246H247V244H248V246H249V248L251 247L252 249H254V252L253 253H251V255L249 254V253H247V254H249V255H247L246 254V251L244 252L245 253V255H247L248 256V258H250V257H252L251 259L253 260V258L254 259H257V258H260L261 256H262V254H264V139H260V136H257L258 134H259V131H257V126H256V124H254L255 123V121H253V116H251L249 113H247V114H244V115ZM253 114H255V113H253ZM24 116H25V114H23ZM43 115H42V117H43ZM76 115V114H75ZM82 115H81V118H82ZM107 115V114H106ZM189 115V114H188ZM263 115V114H262ZM11 116V115H10ZM17 116H19L20 117V119L22 120V115L20 116V115H18L17 114ZM49 116V115H48ZM48 116H46L47 118H48ZM95 116V117H94ZM219 116L218 115H216V117L215 118H219ZM232 116V115H231ZM232 116V117H233ZM238 115H236V117H237ZM255 116V115H254ZM15 117V116H14ZM51 117V116H50ZM75 117V116H74ZM105 117V116H104ZM107 117V116H106ZM115 117V116H114ZM212 117V116H211ZM214 117V116H213ZM230 117V116H229ZM258 117V116H257ZM77 118V117H76ZM75 118V119H76ZM80 118V117H79ZM97 118V119H98ZM140 118V117H139ZM218 118H217V120H218ZM223 118V119H222ZM234 118V117H233ZM253 118V119H252ZM256 118V117H255ZM259 118V120H260V118L261 117H258ZM24 119H26V117L24 118ZM83 119V118H82ZM84 119V120H85ZM93 119V120H94ZM229 119V118H228ZM228 119H226L227 120V122L228 121H230V120H228ZM17 120H18V118H17ZM42 120V119H41ZM47 120H52V119H47ZM57 120V119H56ZM56 120H54L55 121V123H53L54 125H56V127H57V129H56V127L52 124V126L51 127H54V128H51L52 129V131H53V129H56L57 130V132L55 133V134H58L59 136H60V134L62 133V128H60V127H58V122H56ZM77 120V119H76ZM101 120V119H100ZM198 120V119H197ZM197 120H196V122H197ZM200 120V119H199ZM214 120H216V119H214ZM213 120V121H214ZM216 120V121H217ZM255 120V119H254ZM4 122H6L5 120H3ZM53 121V120H52ZM51 121V122H52ZM53 121V122H54ZM59 121H60V119H59ZM203 121H206V120H203ZM264 121V120H263ZM13 122L15 123V121L12 119V118H9L8 120H7V126L9 125V127L11 128V126H13ZM45 122V121H44ZM47 122V121H46ZM78 122H80V121H78ZM88 122H89V120H88ZM94 122V121H93ZM92 122V123H93ZM97 122H99V123H102V121L100 122V121H96V122H94L93 124H91V125H93L94 126V131H92V132H94L93 133V135L95 134V136H96V138H98V139H100V138H102V130L104 129H102V126L99 124V123H97ZM105 121H103V123H104ZM184 122V121H183ZM262 122V121H261ZM42 124H43V122H41ZM48 123V122H47ZM81 123V122H80ZM79 123V125H82V124H80ZM191 123V122H190ZM201 123V122H200ZM200 123L198 124L199 125V129H200ZM213 123V122H212ZM258 123H259V121H258ZM257 123V125H263L264 124V122H263V124L262 123H259L258 124ZM12 124V125H11ZM17 124V123H16ZM41 124V125H42ZM233 124V125H232ZM6 125V124H5ZM47 125V124H46ZM50 125H51V123H50ZM76 125V124H75ZM191 125V124H190ZM203 125V124H202ZM202 125H201V127H202ZM213 125V124H212ZM15 126V125H14ZM13 126V127H14ZM84 126V125H83ZM82 126V127H83ZM86 126H88V125H86ZM86 126L84 127L85 129H87L86 128ZM90 126V125H89ZM194 126V124L192 125V127ZM213 126H215V125H213ZM212 126V127H213ZM264 126V125H263ZM1 127V126H0ZM12 127V128H13ZM104 127V126H103ZM4 128V127H3ZM17 128V127H16ZM44 128V127H43ZM77 128V127H76ZM93 128V127H92ZM204 128H206L205 126H204ZM216 128V127H215ZM214 128V129H215ZM8 129V128H7ZM81 129V128H80ZM91 129V128H90ZM192 129V128H191ZM199 129H198V131H199ZM207 129H208V127H207ZM258 129H259V126H258ZM261 129V128H260ZM50 129H48L47 128V131H49ZM83 130L84 129H82V133H83ZM89 130V129H88ZM93 130V129H92ZM104 130H106V129H104ZM223 130H225V132L223 133L222 131ZM262 130V129H261ZM2 131H3V129H2ZM10 131V130H9ZM55 131V130H54ZM87 130H85V132H86ZM91 131V130H90ZM139 131V130H138ZM196 131V130H195ZM194 131V132H195ZM203 131H201V132H203ZM213 131V130H212ZM0 132H1V130H0ZM14 132V131H13ZM46 132V131H45ZM76 132H77V130H76ZM88 132V131H87ZM263 132H264V130H263ZM263 132L261 133L262 134V136H263ZM3 133H4V131H3ZM48 133V132H47ZM77 133H79L80 134V132L78 131ZM76 133V134H77ZM81 133V134H82ZM108 133V132H107ZM205 133H204V135H205ZM5 134V133H4ZM51 134V133H50ZM79 134H77V135H79ZM84 134H87V133H84ZM83 134V135H84ZM104 134V133H103ZM261 134H259V135H261ZM53 135V134H52ZM58 135H57V137H58ZM82 135V136H83ZM105 135V134H104ZM121 135V134H120ZM170 135V134H169ZM173 135V134H172ZM0 136H1V134H0ZM7 136V135H6ZM49 136V135H48ZM61 136H62V134H61ZM94 136V137H95ZM206 136V135H205ZM261 136V137H262ZM15 137V136H14ZM53 137H54V135H53ZM53 137H51L50 136V138H52L53 139ZM194 137V136H193ZM198 137V136H197ZM258 137V139H257V141L255 140L254 141V139H256ZM4 138V137H3ZM27 138V137H26ZM56 138V137H55ZM183 138V137H182ZM263 138H264V136H263ZM7 140H9V139H7ZM12 140V139H11ZM66 140V139H65ZM64 140V141H65ZM123 140V139H122ZM196 140V139H195ZM2 141V140H1ZM201 141V140H200ZM203 141H204V139H203ZM202 141V142H203ZM206 141V140H205ZM204 141V142H205ZM107 142V141H106ZM200 143V142H199ZM206 143V142H205ZM1 144V143H0ZM67 144V143H66ZM106 144V143H105ZM122 144V143H121ZM152 144V143H151ZM207 144V143H206ZM249 144H252V148L253 147H255V151H256V153H254V152H252V150H251V148H250V150H248L249 149ZM68 145V144H67ZM129 145V144H128ZM148 145V144H147ZM208 145V144H207ZM1 146V145H0ZM3 146V145H2ZM68 146H72V147H74V145L73 144H70V145H68ZM119 146V145H118ZM187 146V145H186ZM188 146H190V145H188ZM193 146V145H192ZM206 146V145H205ZM214 145H212L211 147H213ZM4 147V146H3ZM11 147V146H10ZM128 147V146H127ZM75 148V147H74ZM157 148V147H156ZM164 148V147H163ZM193 148V147H192ZM204 148V147H203ZM5 149V148H4ZM12 149V148H11ZM73 149V148H72ZM125 149V148H124ZM217 149H216V151H217ZM254 149V148H253ZM26 150V149H25ZM24 150V151H25ZM213 150V151H212ZM222 150V149H221ZM248 150V151H247ZM11 151V150H10ZM159 151V150H158ZM254 151V150H253ZM133 152V151H132ZM199 152V151H198ZM244 152H246V153H248V154H246V153H244ZM11 153H12V151H11ZM213 153V154H212ZM222 153V154H221ZM14 154V153H13ZM29 154V153H28ZM126 154V153H125ZM207 154V155H208ZM21 155V154H20ZM139 155V154H138ZM14 156H16V155H14ZM56 156H58V155H56ZM13 157V156H12ZM23 157H25V156H23ZM16 157H14V159H15ZM13 159V160H14ZM17 159V158H16ZM21 159V158H20ZM23 159V158H22ZM126 159V158H125ZM12 160V159H11ZM239 160H241V161H239ZM16 161V160H15ZM111 161V160H110ZM19 162V161H18ZM21 163V162H20ZM113 163V162H112ZM13 164H14V162H13ZM122 164V163H121ZM144 164V163H143ZM139 165V164H138ZM85 166V165H84ZM111 166V165H110ZM124 166V165H123ZM112 167V166H111ZM53 168H54V170L56 171V173H58V174H61V173H63L64 171H65V169H64V166H63V164H62V161H61V159L58 157H56L55 159H54V161H53ZM128 168V167H127ZM115 170V169H114ZM130 170V169H129ZM127 171V170H126ZM78 173H77V175H76V179H74V183H75V185H76V193L78 194V195H80L81 197H83V196H85L86 198H95L96 196H97V194H98V189H101V188H103V187H101V186H99V185H96V183H94L95 181H94V178L96 177L95 176V174L94 173H92V172H90V171H88L85 167H83V166H81L80 168H79V170L77 171ZM98 172V171H97ZM114 172V171H113ZM115 172H117V171H115ZM185 172V171H184ZM132 173V172H131ZM181 173V172H180ZM110 174H111V171H110ZM118 174V173H117ZM124 174V173H123ZM168 174V173H167ZM184 174V173H183ZM193 174H194V172H193ZM97 175V174H96ZM113 175V174H112ZM112 175H110V176H112ZM126 175V174H125ZM180 175H182V174H180ZM41 176V175H40ZM109 176V175H108ZM199 176V175H198ZM114 177V176H113ZM125 177V176H124ZM127 177V176H126ZM125 177V178H126ZM86 179L84 182H86L87 180H88V182H90V183H88V184H85V185H89V186H82L81 185V181H83L84 179ZM100 178V177H99ZM124 178V179H125ZM139 178V177H138ZM184 178V177H183ZM108 179V178H107ZM123 179V180H124ZM140 179V178H139ZM46 180V179H45ZM44 180V181H45ZM128 180V179H127ZM137 180V179H136ZM114 181V180H113ZM112 181V182H113ZM122 181V180H121ZM194 181H191L190 183H188L187 184V186H186V191H189V188H190V186H191V184L194 182ZM139 182V181H138ZM141 182V181H140ZM181 182V181H180ZM119 183V182H118ZM155 183V182H154ZM44 184H45V187H46V189H48L49 190V193H51L52 195H54V196H59V197H61L62 198V194H57V192H55V191H52L53 189H56L54 186V188L51 190V188H52V183L50 184V182L48 183V182H44ZM98 184V183H97ZM105 185V184H104ZM133 185V184H132ZM131 185V186H132ZM141 185V184H140ZM111 186V185H110ZM145 186V185H144ZM177 186V185H176ZM199 186H201V185H199ZM108 187V186H107ZM113 187V186H112ZM139 187V186H138ZM154 187V186H153ZM43 188V187H42ZM41 188V189H42ZM110 188V187H109ZM145 189V188H144ZM151 189V188H150ZM178 189H179V187H178ZM221 189H223V190H221ZM43 190H45L44 188H43ZM146 190V189H145ZM149 191V190H148ZM228 191V192H227ZM106 192V191H105ZM143 192V191H142ZM182 192V191H181ZM185 192V191H184ZM47 193V192H46ZM58 193H60V192H58ZM62 193V192H61ZM109 193V192H108ZM211 193V192H210ZM211 193V194H212ZM48 194V193H47ZM51 194H49V197H50V195ZM57 194V195H56ZM129 194V193H128ZM154 194V193H153ZM160 194H161V192H160ZM186 194V193H185ZM214 194V195H215ZM65 195V194H64ZM130 195V194H129ZM187 195V194H186ZM112 196V195H111ZM155 196V195H154ZM153 196V197H154ZM157 196V195H156ZM155 196V197H156ZM194 196V195H193ZM52 197V196H51ZM58 197V198H59ZM144 197V196H143ZM171 197V196H170ZM200 197H201V194H200V196H199V199H200ZM211 197V196H210ZM135 198H136V196H135ZM205 198H207V196L205 197ZM50 199L51 198H49V201H50ZM65 198H63V200H64ZM79 199V198H78ZM89 199V200H90ZM98 199H99V197H98ZM151 199V198H150ZM166 199V198H165ZM172 199V198H171ZM174 199V198H173ZM204 199V198H203ZM88 200V201H89ZM158 200V199H157ZM182 200H183V198H182ZM187 200V199H186ZM207 200V199H206ZM48 201V203L46 204L47 206H45L46 207V211H47V213H49L50 215H52L53 214V212H56V211H54V208H53V204L55 203L53 200L51 201V202H49ZM59 201H61V199H59ZM58 201V202H59ZM72 201V200H71ZM70 201V202H71ZM76 201V200H75ZM81 201V200H80ZM201 201V200H200ZM203 201V200H202ZM52 202H54V203H52ZM61 202H65V201H61ZM74 202V201H73ZM92 202V201H91ZM171 202V201H170ZM175 202V201H174ZM205 202V201H204ZM214 202V201H213ZM224 202V203H225ZM108 203V202H107ZM56 204V203H55ZM55 204H54V207H55ZM59 204V203H58ZM58 204H56L57 206H58ZM62 204V203H61ZM65 204V203H64ZM167 204V203H166ZM176 204L177 203H175V206H176ZM201 204H202V202H201ZM214 204V203H213ZM45 205V204H44ZM60 205V204H59ZM56 206V207H57ZM65 206V205H64ZM89 206V205H88ZM163 206V205H162ZM173 206V205H172ZM209 206V205H208ZM207 206V207H208ZM235 206V205H234ZM55 207V208H56ZM60 207H61V205H60ZM59 207V208H60ZM72 207V206H71ZM161 207V206H160ZM201 207H202V205H201ZM217 207V208H218ZM231 207V206H230ZM52 208H53V212H52V214L50 213L51 211H52ZM58 208V209H59ZM65 208V207H64ZM69 208V207H68ZM205 208H206V206H205ZM219 208H218V210H219ZM229 208V207H228ZM58 209H57V211H58ZM62 209V208H61ZM71 209V208H70ZM160 209V208H159ZM168 209V208H167ZM202 209V211H203V208H201ZM221 209H223V207L221 208ZM45 210V209H44ZM69 210V209H68ZM173 210V209H172ZM218 210H216V211H218ZM226 210H228V209H223V211H226ZM62 211V210H61ZM164 211V210H163ZM201 211V212H202ZM221 211V210H220ZM45 212V211H44ZM60 212V211H59ZM138 212V211H137ZM194 212V211H193ZM198 212H199V210H198ZM219 212V211H218ZM222 212V211H221ZM173 212H171V218H170V221H174V218H175V211H174V213L172 214ZM229 213H230V215H229ZM45 214V213H44ZM88 214V213H87ZM216 214V213H215ZM59 215V214H58ZM74 215V214H73ZM210 215V214H209ZM219 215V214H218ZM176 216H177V214H176ZM179 216V215H178ZM201 216V215H200ZM204 216V215H203ZM216 217V216H215ZM75 218V217H74ZM148 218V217H147ZM216 218H219L218 216L216 217ZM53 219H54V217H53ZM150 219V218H149ZM159 219V218H158ZM180 219H183L182 217L180 218ZM191 219V218H190ZM220 219V220H221ZM148 220V219H147ZM161 220V219H160ZM213 220V219H212ZM219 221V220H218ZM162 222V221H161ZM164 222V221H163ZM188 222V221H187ZM215 222V221H214ZM90 223V222H89ZM98 223V222H97ZM113 223V222H112ZM171 223V222H170ZM201 223V222H200ZM126 224V223H125ZM215 224V223H214ZM213 224V225H214ZM169 225V224H168ZM171 225V224H170ZM169 225V226H170ZM198 225V224H197ZM200 225V224H199ZM211 225V224H210ZM216 225V224H215ZM157 226V225H156ZM159 226V225H158ZM200 226H202V224L200 225ZM219 226H217L218 228H220ZM221 226V227H222ZM171 227V226H170ZM199 227V226H198ZM216 226H214V228H215ZM172 228V227H171ZM202 228V227H201ZM44 229V228H43ZM42 229V234L44 235V237H43V239H42V237H40L41 238V240H42V242H44L43 244H44V250H46V251H44V253H47L52 247H54V246H52V245H57V242H56V244H54L53 243V241L51 242V240H52V236H51V234L49 233V232H45V233H43V230ZM202 229H204V228H202ZM208 229V228H207ZM92 230V229H91ZM176 230H177V228H176ZM214 230V229H213ZM212 230V231H213ZM46 231V230H45ZM152 231V230H151ZM113 232V231H112ZM155 232H156V230H155ZM168 232V231H167ZM170 233H172V230L171 231H169ZM174 232V231H173ZM198 232V231H197ZM197 232H196V234H197ZM201 232H203V231H201ZM218 232V231H217ZM159 233V232H158ZM170 233H168V235H169V237H168V241L170 242V245H164L165 244V242L163 243V246L161 247V246H159L160 248H158L159 250H157V252H154L155 251V249L153 250V248L152 249H150L148 246H146V247H148V248H144V246H139V247H141V248H138V247H136L135 249H132V250H125V254H123L122 252L124 251H122V249H120V248H117L118 250L120 249L121 251L120 252H118V250L116 249V248H114L113 246L112 247H107V248H104L103 247V249H101V248H99V250L101 249V252L99 253V255L101 256V257H99L98 259L100 260V262L99 263H101V264H105V263H110V256L111 257H113V256H115L116 258H117V253H122V255H126V259L123 257L122 259H125V261L128 263V264H190L191 263V261L189 260L188 261V259H186V257L185 258H183V257H180L179 255L181 254V252H183V254L185 255V250H183V251H179V248H178V245H180L179 244V242H178V240H177V236H175L173 233H172V235H170ZM175 233H177V232H175ZM41 234V235H42ZM72 234V233H71ZM167 234V233H166ZM203 235V234H202ZM201 235V236H202ZM204 236H205V234H204ZM233 236V235H232ZM151 237H153V236H151ZM216 237V236H215ZM238 237V236H237ZM108 238V237H107ZM160 238V237H159ZM167 238V237H166ZM217 238V237H216ZM56 239V238H55ZM161 239V238H160ZM236 239V238H235ZM140 240V239H139ZM148 240V239H147ZM167 240H166V242H167ZM214 240H215V238H214ZM232 240V239H231ZM238 240H240V239H238ZM57 241V240H56ZM60 241V240H59ZM105 241V240H104ZM153 241V240H152ZM162 241V240H161ZM184 241V240H183ZM186 241V240H185ZM216 241V240H215ZM218 241V240H217ZM216 241V242H217ZM219 241H221V238H220V240ZM223 241H224V239H223ZM140 242V241H139ZM69 243V242H68ZM159 243V242H158ZM231 243V242H230ZM42 244V243H41ZM87 244V243H86ZM98 244V243H97ZM136 244V243H135ZM167 244H169V243H167ZM218 244V243H217ZM221 244H223V243H221ZM220 244V245H221ZM58 245H59V243H58ZM69 245V244H68ZM68 245H67V247H68ZM71 245V244H70ZM74 245V244H73ZM124 245V244H123ZM207 245V244H206ZM61 246V244L59 245V247ZM78 246V245H77ZM115 246V245H114ZM126 246V245H125ZM218 246V245H217ZM245 246V248H248V247H246ZM62 247V246H61ZM120 247H122V246H120ZM198 247V246H197ZM215 247V246H214ZM42 248V247H41ZM134 248V247H133ZM138 248V249H137ZM183 248V247H182ZM216 248V247H215ZM225 248V247H224ZM224 248H222V246H221V248H216V251H219V252H222L223 251V249ZM228 249H231V248H229V247H227ZM234 249H235V247H233ZM251 248L249 249V250H251ZM55 249H57V248H55ZM68 249V248H67ZM98 249V248H97ZM97 249H95V250H97ZM186 249V248H185ZM233 249V250H234ZM212 250H213V248H212ZM221 250V251H220ZM227 249H225V251H226ZM232 250V249H231ZM239 250H241V249H239ZM247 250V249H246ZM65 251V250H64ZM91 251H92V249H91ZM98 251V250H97ZM211 251V250H210ZM209 251V252H210ZM215 250H213V252H214ZM215 251V252H216ZM229 251V250H228ZM227 251V252H228ZM236 251V253H237V249L235 250ZM234 251V252H235ZM251 251H253V250H251ZM250 251V252H251ZM51 252V251H50ZM49 252V253H50ZM99 252V251H98ZM212 252V251H211ZM224 252V251H223ZM226 252V253H227ZM239 252H241V251H239ZM238 252V253H239ZM243 252V251H242ZM248 252V251H247ZM97 253V252H96ZM204 253H206V255H205V257L207 256L208 257V255H210L209 253H207L206 251L204 252ZM225 253V252H224ZM243 253V254H244ZM116 254V255H115ZM228 254H230V251H229V253ZM232 254H233V251H232ZM231 254V255H232ZM240 254V253H239ZM87 255V254H86ZM237 256H238V254H236ZM244 255V256H245ZM43 256H47V254H44ZM49 256V255H48ZM93 256V255H92ZM119 256H121V255H119ZM188 256V255H187ZM233 256V255H232ZM240 256H242L241 254H240ZM243 256V257H244ZM250 256V257H249ZM90 257V256H89ZM122 257V256H121ZM206 257V258H207ZM235 257V256H234ZM242 257V258H243ZM46 258H48V257H45V259ZM116 258H114V260L116 259ZM193 258V257H192ZM191 258V259H192ZM204 258V257H203ZM209 259L207 260H205L206 262L207 261H209V260H212V262H214V261H216V260H214V259H217L216 257H215V255H211V256H209L208 257ZM246 258V257H245ZM87 259V258H86ZM97 259V260H98ZM113 259V258H112ZM121 259V260H122ZM205 259V258H204ZM236 259V258H235ZM234 259V261H236ZM250 259V260H251ZM263 259H264V257H263ZM95 260V259H94ZM113 260V261H114ZM193 260H195V259H193ZM202 260V259H201ZM214 260V261H213ZM218 260V259H217ZM248 260V259H247ZM257 260H260L261 261V258L260 259H257ZM257 260H255L256 262H257ZM90 261H91V259H90ZM96 261V260H95ZM196 261V260H195ZM44 262V261H43ZM124 262V261H123ZM211 262V263H212ZM245 262V261H244ZM248 262V261H247ZM47 263V262H46ZM89 263H92V262H89ZM98 263V262H97ZM111 263H112V261H111ZM211 263H209V264H211ZM238 263V262H237ZM260 263V262H259ZM93 264V263H92ZM113 264H114V262H113ZM118 264V263H117ZM121 264V263H120ZM193 264H195V263H193ZM200 264V263H199ZM206 264H208V263H206ZM217 264V263H216Z\"/></svg>",
	"mask_w": 264,
	"mask_h": 264
}]
</instances>
